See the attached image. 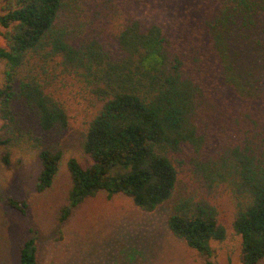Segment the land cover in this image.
<instances>
[{"label": "trees", "instance_id": "1", "mask_svg": "<svg viewBox=\"0 0 264 264\" xmlns=\"http://www.w3.org/2000/svg\"><path fill=\"white\" fill-rule=\"evenodd\" d=\"M167 2L127 0L94 12L114 23L102 39L73 32L85 24L83 0H0V162L9 169L11 147H40L34 188L51 187L62 152L43 136L69 128L64 94L75 78L99 106L82 134L81 161H67L71 187L58 224L99 193L127 197L147 213L171 202L169 232L203 264H215L210 243L229 231L240 264H260L264 47L234 27V14L245 18L254 4ZM6 204L27 213L23 200ZM37 239L29 226L17 264H38Z\"/></svg>", "mask_w": 264, "mask_h": 264}, {"label": "rangeland", "instance_id": "2", "mask_svg": "<svg viewBox=\"0 0 264 264\" xmlns=\"http://www.w3.org/2000/svg\"><path fill=\"white\" fill-rule=\"evenodd\" d=\"M83 1L87 4L81 7L85 24L74 25L73 32L76 34L79 29L85 36L95 34L102 39L115 31L114 23L96 19L94 12L119 9L122 2L125 7L128 4L127 0ZM142 1L150 2V7L159 6V0ZM95 2H99L97 7L90 6ZM251 2L255 10L244 12L245 18L234 14V27L240 33L244 31L252 45L258 41L264 47V0ZM167 3L173 6L177 0ZM3 45L0 37V46ZM2 70L0 63V83ZM64 98L69 109V128L43 136L45 145H57L62 152L51 187L43 193L34 188L41 169L37 157L40 147H11L9 169L0 162V264H17L18 250L29 226L38 231V264H203L201 255L169 232L171 202L147 213L127 197L116 195L108 199L99 193L75 208L65 223L58 224L71 187L67 161H81L82 134L99 106L89 88L75 78L69 79ZM179 190L183 192L182 186ZM8 198L25 201L26 215L11 209L6 204ZM210 245L215 264H240L239 239L230 231L223 243ZM260 264H264V259Z\"/></svg>", "mask_w": 264, "mask_h": 264}]
</instances>
